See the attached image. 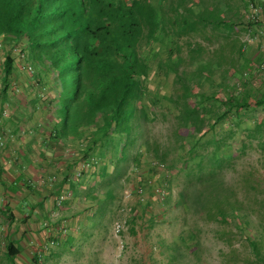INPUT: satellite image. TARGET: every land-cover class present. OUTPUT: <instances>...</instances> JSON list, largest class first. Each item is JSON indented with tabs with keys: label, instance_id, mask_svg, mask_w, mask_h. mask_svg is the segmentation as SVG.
Listing matches in <instances>:
<instances>
[{
	"label": "trees",
	"instance_id": "obj_1",
	"mask_svg": "<svg viewBox=\"0 0 264 264\" xmlns=\"http://www.w3.org/2000/svg\"><path fill=\"white\" fill-rule=\"evenodd\" d=\"M159 3L0 0V44L10 45L3 50L0 98L5 97V101L9 92H15L14 74L26 63L32 69L27 84L30 110L22 113L20 123L25 125L23 119L35 123L33 134L53 153L55 176L62 177V185H67L74 197L87 178L102 179L108 186L112 183L109 177L119 173L117 164L132 158L138 165L146 155L149 161L162 164L168 174L159 165L150 164L138 175L139 185L145 184L152 194L164 197L171 180L184 174L180 202L186 213L233 224L247 242L254 264H264L262 238L248 234L255 219L264 220V174L259 168H249L241 176L239 189L219 175L237 151L243 155L255 148L264 162V118L254 119L251 128H244V139L232 141L240 133L233 126L241 127L243 115L253 109L264 111V91L248 84L249 77L245 81L213 77L209 62H196L199 51L188 56L191 72L179 73L184 58L178 40L188 32V24L180 25L172 37L171 30L159 27ZM14 49L20 58L12 54ZM19 59L24 63L20 65ZM169 73L174 76L173 83L179 84L176 95L161 96L160 88L154 86L158 92L149 88L151 76L156 79L160 74L161 79H167ZM165 109L177 126L175 149L179 150L177 158L168 163L162 157L165 149L138 143L137 130L142 122L164 117ZM226 122L232 128L222 132L221 138L216 128ZM181 130L186 132L184 136L179 134ZM136 144L134 155L129 157V149ZM177 163L179 168L175 169ZM153 178L154 186L150 182ZM108 192L107 197L112 198L113 190ZM89 193L91 189L86 197L92 198ZM101 200H96L97 206L106 199ZM138 207L130 209L126 221L131 232L139 218ZM180 242L188 252L196 253L199 248L190 229L182 232ZM17 252L9 243L4 256L12 261Z\"/></svg>",
	"mask_w": 264,
	"mask_h": 264
},
{
	"label": "rangeland",
	"instance_id": "obj_2",
	"mask_svg": "<svg viewBox=\"0 0 264 264\" xmlns=\"http://www.w3.org/2000/svg\"><path fill=\"white\" fill-rule=\"evenodd\" d=\"M159 0H155L158 3ZM161 10L159 11L161 18V24L159 27L166 30H171L170 35L174 37V32L178 30L181 22L180 19L190 20L189 11L191 8L190 0H160L159 3ZM172 15V16H170ZM187 18V19H186ZM177 21L176 23L174 21ZM170 27H172L170 29ZM174 27V28H173ZM180 56L184 58V63L181 64L178 71L191 72L192 68L186 62L190 56L189 48L186 42L181 41ZM9 46L0 44V66L3 57V50H8ZM12 54L16 58L19 57L18 49H14ZM173 56V55H172ZM22 59L18 60L20 65ZM32 69L27 68L26 63L23 64L22 72L30 73ZM246 73V72H245ZM156 79L150 77V89L156 91L154 86L160 88L161 96L168 95L174 96L179 92V84L173 83V74L169 73L168 78L159 77ZM160 85H156L158 80ZM154 84V85H153ZM259 91H264V86L258 87ZM158 92V91H156ZM258 92V91H257ZM166 115L157 117L155 121L142 122L141 126L137 129L139 131V138L141 140L138 143L149 142V146L159 145L164 152V162L168 163L173 159L177 158L179 154L178 148L175 149V136L174 132L177 129L175 121L171 114L165 109L163 113ZM243 123L241 127H234L233 129L240 133L232 141H237L240 138L244 139L246 131L244 128H251L255 120H262L264 118V111L261 109L249 110L246 115H243ZM226 124V125H225ZM219 124L216 128V132H220L219 136L222 138V132L225 133L227 130L232 128L230 123ZM185 131L181 130L179 134L185 135ZM211 137L210 135L207 136ZM236 144V143H235ZM137 144L133 148L129 149V157H132L135 153ZM208 147L207 150H210ZM140 152H144L143 148L140 147ZM235 158L228 164L223 165L219 175L223 180L239 188L242 187L241 176L249 168H259V172L264 174V162H261V156L258 150L255 148H249L246 154L240 155L235 152ZM143 155L139 159V164L134 165L132 158H128L125 162H120L118 165V172L112 174L109 179L112 183L106 186L102 179L95 177L87 178L84 184L78 186L79 195L74 199V195L69 193V201L72 202L70 205V216L77 215L88 216L92 209L95 208V215H100V226L97 225L92 227V222L87 226V230L96 231L101 233L100 241V253L97 254L96 244L98 239H88L82 241L80 236L86 235L88 231L84 233H78L80 229V221L77 222L73 228L75 237L64 235L62 239L66 240L67 243L74 244L77 247L68 254L65 253L61 258H57V262L54 264H254L253 256L250 253L247 242L244 237L234 228L233 224H223L218 222H211L197 215L187 214L184 206L180 202V193L185 187L186 178L184 174H181L176 179L171 180L170 187L168 190H164L166 193L164 197H159L156 194H152L146 185H139L138 175L141 171L147 170L146 168L152 165H159L162 168V164L156 160L149 161ZM261 162V163H260ZM164 165V163H163ZM174 168H179V163L174 165ZM162 171L167 175L168 171ZM174 169L172 170V172ZM141 176V175H140ZM154 186V178L150 181ZM91 189L89 196L86 197V193ZM108 189L113 190V197H107L110 192ZM163 192V193H164ZM104 200L99 206L97 201ZM70 202V203H71ZM137 214L139 216L136 219L133 232L130 230V225H127L130 209L136 205ZM90 211L85 212L89 209ZM94 206V207H93ZM102 209L101 211H99ZM93 211V210H92ZM84 212V213H83ZM120 223L122 229L120 232H116L114 225ZM262 224V226H260ZM254 229L249 231L250 236L257 235L262 238V249H264V220H254L252 223ZM99 227V228H98ZM190 229L197 236L199 248L196 253L188 252L180 242L181 234L184 230ZM78 233V234H77ZM77 234V235H76ZM77 240H72L76 238ZM100 240V239H99ZM55 239L52 238L48 245L39 247L35 250L37 261H43L47 259V254L54 252ZM4 259L0 254V259ZM0 262H2L0 260ZM252 262V263H251ZM40 263V262H39ZM0 264H12L9 260L5 263Z\"/></svg>",
	"mask_w": 264,
	"mask_h": 264
},
{
	"label": "crops",
	"instance_id": "obj_3",
	"mask_svg": "<svg viewBox=\"0 0 264 264\" xmlns=\"http://www.w3.org/2000/svg\"><path fill=\"white\" fill-rule=\"evenodd\" d=\"M251 2L261 8L254 23L248 19ZM190 3V20L180 19V25L188 24V32L177 39L178 45H182L181 41L186 45L188 42L190 55L199 51L196 62H209L213 77L241 81L249 77L251 86H264V0H190ZM22 69L23 65L14 74L15 92H9L5 101V97L0 98V254L4 258L1 257L0 263L7 261L6 247L13 243L18 252L12 264H54L57 258L77 247L62 238L64 235L72 238L79 221L78 233L88 231L80 236V244L98 239L99 254L101 233L87 230V226L90 222L92 227L100 226V216L95 215V208L80 219L77 215L70 216L69 207L74 204L69 201L68 186L62 185V177L55 176L53 153L33 134V121L23 119L25 125L20 123L22 113L30 110L31 91L27 86L30 76ZM1 76L0 70V81ZM88 207L85 212L90 211L91 206ZM52 238L56 241L54 252L46 255L45 262L37 261L34 251L45 248Z\"/></svg>",
	"mask_w": 264,
	"mask_h": 264
},
{
	"label": "built area",
	"instance_id": "obj_4",
	"mask_svg": "<svg viewBox=\"0 0 264 264\" xmlns=\"http://www.w3.org/2000/svg\"><path fill=\"white\" fill-rule=\"evenodd\" d=\"M248 8H249L248 19L250 22L254 23L257 21L258 15L261 12V8L257 3H253V2L249 4ZM263 51H264V42H263ZM114 228L116 232H120L122 229V225L120 223H116L114 225Z\"/></svg>",
	"mask_w": 264,
	"mask_h": 264
}]
</instances>
